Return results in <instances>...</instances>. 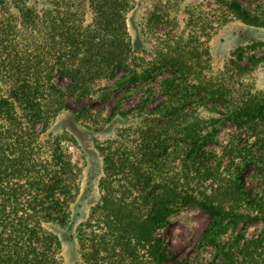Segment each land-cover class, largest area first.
<instances>
[{
	"label": "rangeland",
	"instance_id": "1",
	"mask_svg": "<svg viewBox=\"0 0 264 264\" xmlns=\"http://www.w3.org/2000/svg\"><path fill=\"white\" fill-rule=\"evenodd\" d=\"M236 1L244 11L261 15L264 21V0ZM128 2L124 18L130 49L125 66L106 76L81 75L76 83L66 72H45L40 65L45 70L50 44L61 36L65 25L77 31L78 37L89 33L93 18L88 0H4L0 4V94L10 96L16 78L36 88L32 114L18 95L14 101L16 123L22 125L20 132L24 133L19 138L30 146L37 168L45 172L59 169L70 181L69 221L65 225L48 220L42 223L60 244L61 264H83L79 236L86 239L91 229H104L103 216L97 210L103 182L128 188L122 176L126 178L129 166L112 170L108 176L106 157L112 155L123 165L145 162L144 152L153 149L144 148L143 133L151 123H159L163 130L172 129L173 124H180L179 129L192 124L196 131L217 128L216 141L206 145L217 152L230 141L236 145L256 143V135L247 128L224 123L220 119L224 106L199 90L202 85L196 92L193 86L197 82L191 78L196 76L200 82L204 76L238 94L264 95V26L232 18L218 0ZM65 13L71 14L68 22L61 20ZM173 55L186 61L184 76L165 62ZM251 57L259 60L256 65ZM44 76L54 91L48 90L49 84L44 85L48 82L43 81ZM27 79L29 83L24 82ZM171 94L199 98L174 107L169 105ZM173 107L177 113H170ZM117 111L127 115L121 117ZM182 134L175 132L169 145L171 151L175 140L180 144L174 149L179 159L171 165L159 162L165 166L162 175L179 182L190 169L183 158L185 152H179ZM242 175L246 188L259 186L253 167H244ZM208 221V214L199 207L181 205L158 233L170 250L192 262L208 256V249L199 242ZM263 227L262 221H250L237 230L248 238L263 233ZM115 260L111 262L119 261Z\"/></svg>",
	"mask_w": 264,
	"mask_h": 264
},
{
	"label": "trees",
	"instance_id": "2",
	"mask_svg": "<svg viewBox=\"0 0 264 264\" xmlns=\"http://www.w3.org/2000/svg\"><path fill=\"white\" fill-rule=\"evenodd\" d=\"M128 1L88 0L93 18L89 33L78 37L77 31L65 25L61 36L50 44L45 70L41 65L40 69L66 72L76 83L81 75L106 76L124 67L130 49L124 18ZM218 1L232 18L264 26L261 15L244 11L236 0ZM70 15L65 13L61 20L70 21ZM250 59L254 65L259 61ZM165 62L185 75L186 61L181 56L173 55ZM201 77L200 82L196 76L191 78L197 82L193 87L202 85L199 90L224 106L220 119L247 128L256 135V143L252 146L243 141L236 145L230 141L217 152L206 149L208 143L216 141L217 128L196 131L192 124L180 129V124H173L172 129L163 130L159 123H151L143 133V141L147 142L144 148L153 149L144 152L145 162L123 165L112 155L105 159L108 176L112 170L118 172L129 166L126 178L122 176L128 188L122 190L123 187L112 186L111 181L103 182L97 210L103 216L104 229H91L86 239L79 236L83 264H114V257L119 260L116 264H264V227L263 233L248 238L237 230L250 221L264 224V95L238 94L224 83ZM43 78L48 81L44 84L47 86L49 78ZM31 87V83L26 85L16 78L10 96L0 94V264H61L60 244L43 229L42 223L48 220L65 225L70 219L69 177L59 169L45 172L37 168L38 161L30 146L19 138L24 133L20 132L22 125L16 123L14 101L18 95L32 114L37 98L33 93L36 88ZM48 90L54 91L51 84ZM193 99L171 94L169 105H182ZM174 107L170 113H177ZM117 114L124 117L127 112ZM175 132L183 133L179 152H185L183 158L190 168L182 182L162 175L165 166L159 163L164 160L171 165L179 159L174 151L180 145L176 140L175 148L169 150ZM246 166L253 167L259 175L258 187L246 188L242 184V170ZM181 205L197 206L209 216L199 237L201 245L208 249L206 258L190 262L180 257L158 233L166 218Z\"/></svg>",
	"mask_w": 264,
	"mask_h": 264
}]
</instances>
